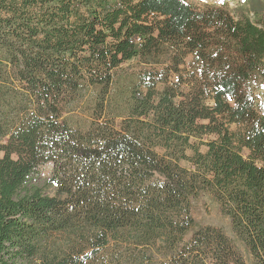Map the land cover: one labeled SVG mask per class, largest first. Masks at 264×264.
<instances>
[{
  "label": "trees",
  "instance_id": "obj_1",
  "mask_svg": "<svg viewBox=\"0 0 264 264\" xmlns=\"http://www.w3.org/2000/svg\"><path fill=\"white\" fill-rule=\"evenodd\" d=\"M0 153V264H264V0H0Z\"/></svg>",
  "mask_w": 264,
  "mask_h": 264
},
{
  "label": "rangeland",
  "instance_id": "obj_2",
  "mask_svg": "<svg viewBox=\"0 0 264 264\" xmlns=\"http://www.w3.org/2000/svg\"><path fill=\"white\" fill-rule=\"evenodd\" d=\"M193 7L202 9L208 5L212 4H226L231 10L237 9L241 0H185ZM191 59H188L187 62H190ZM137 65L132 63L130 65H126L125 70L131 71L136 68ZM2 156V153H0ZM53 165L48 163L41 167V175L37 180V184L42 186L46 193L51 195L54 194V187H50L47 184V180L51 176ZM194 218L199 225H211L215 227L223 228L228 236L233 239L238 247L243 252L247 264H254L252 256L249 254L245 245L240 242L236 235L234 234L231 226V222L228 217H226L220 208L219 203L217 202L216 198L210 193H203L200 198L194 204Z\"/></svg>",
  "mask_w": 264,
  "mask_h": 264
}]
</instances>
